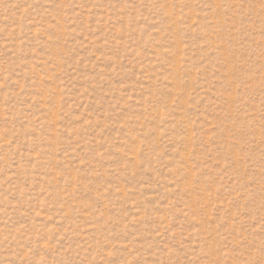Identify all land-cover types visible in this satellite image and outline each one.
<instances>
[{"label": "rangeland", "instance_id": "374dc122", "mask_svg": "<svg viewBox=\"0 0 264 264\" xmlns=\"http://www.w3.org/2000/svg\"><path fill=\"white\" fill-rule=\"evenodd\" d=\"M0 264H264V0H0Z\"/></svg>", "mask_w": 264, "mask_h": 264}]
</instances>
